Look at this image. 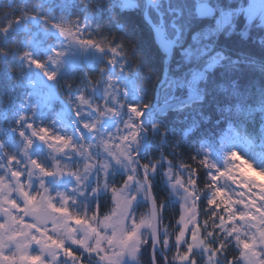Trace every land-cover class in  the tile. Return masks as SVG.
<instances>
[{
    "label": "snow or ice",
    "instance_id": "snow-or-ice-1",
    "mask_svg": "<svg viewBox=\"0 0 264 264\" xmlns=\"http://www.w3.org/2000/svg\"><path fill=\"white\" fill-rule=\"evenodd\" d=\"M153 80L162 105L148 98ZM189 140L199 168L175 162ZM217 140L222 156L207 147ZM157 177L169 197L182 192L171 233ZM145 253L148 264H264V0L10 4L0 264H142Z\"/></svg>",
    "mask_w": 264,
    "mask_h": 264
},
{
    "label": "trees",
    "instance_id": "trees-1",
    "mask_svg": "<svg viewBox=\"0 0 264 264\" xmlns=\"http://www.w3.org/2000/svg\"><path fill=\"white\" fill-rule=\"evenodd\" d=\"M18 1V0H14ZM4 10L0 8V17L4 15ZM4 20V19H3ZM2 20V21H3ZM135 40L139 45L140 53L144 55L145 59L148 61V63L156 69L157 75L160 73V61L161 56L159 53V50L154 43L152 35L149 33V31L146 28H139L137 29ZM158 82L156 80L151 81L148 84V98L154 99L157 97V87ZM171 119V117H169ZM173 127L176 129V139L180 138V129L182 128V125L180 124H174ZM208 150L213 153H219L221 156L223 154V148L220 144V142L217 140L214 143H211L207 146ZM200 148V144L195 142V140H189L184 144L183 148V155L181 157H177L176 163H188L191 164L193 168H199L198 162H193L188 159L189 156H194L196 154V149ZM200 159V157H197V161ZM201 175L203 176V170L200 169ZM157 189L159 191V195L161 199H164L168 202V209L164 213V220L162 223V227L165 225H171L169 227V232H174L176 230L175 224L176 221L179 219V199L177 197V194L173 195L172 197L168 196V190L166 185L164 184L163 180L160 177H157ZM206 177L198 181V189L201 192H206L208 189L206 188ZM182 193V192H181ZM181 198V197H180ZM113 205L109 201L103 211L107 212ZM204 207V204H201V208ZM148 211V205L142 204L137 209V217L146 214ZM207 217L204 215L203 212L200 214V219H206ZM211 223V221H209ZM148 255V254H147ZM169 257H171L172 253H168ZM143 264H148L147 261L143 258Z\"/></svg>",
    "mask_w": 264,
    "mask_h": 264
},
{
    "label": "rangeland",
    "instance_id": "rangeland-1",
    "mask_svg": "<svg viewBox=\"0 0 264 264\" xmlns=\"http://www.w3.org/2000/svg\"><path fill=\"white\" fill-rule=\"evenodd\" d=\"M160 104L161 105L163 104V94L162 93H161V96H160ZM223 150H224V148H223ZM238 151H241L242 152V150H240V149H238ZM176 194H177L178 199L181 200L180 197H182V193L181 192H177ZM143 258H144L145 261L148 262V255H147V253H145L144 256L141 258L142 264H143Z\"/></svg>",
    "mask_w": 264,
    "mask_h": 264
},
{
    "label": "bare ground",
    "instance_id": "bare-ground-1",
    "mask_svg": "<svg viewBox=\"0 0 264 264\" xmlns=\"http://www.w3.org/2000/svg\"><path fill=\"white\" fill-rule=\"evenodd\" d=\"M160 93V92H159ZM160 96H161V93H160V95H159V97H158V99H159V102H160Z\"/></svg>",
    "mask_w": 264,
    "mask_h": 264
}]
</instances>
